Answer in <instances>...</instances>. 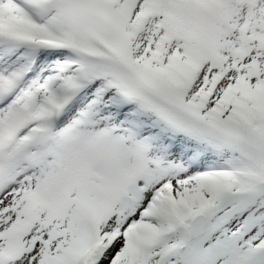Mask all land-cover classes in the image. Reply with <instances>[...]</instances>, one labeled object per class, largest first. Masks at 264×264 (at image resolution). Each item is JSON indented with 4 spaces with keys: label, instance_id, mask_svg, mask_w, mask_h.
I'll return each instance as SVG.
<instances>
[{
    "label": "snow or ice",
    "instance_id": "snow-or-ice-1",
    "mask_svg": "<svg viewBox=\"0 0 264 264\" xmlns=\"http://www.w3.org/2000/svg\"><path fill=\"white\" fill-rule=\"evenodd\" d=\"M0 264H264V0H0Z\"/></svg>",
    "mask_w": 264,
    "mask_h": 264
}]
</instances>
